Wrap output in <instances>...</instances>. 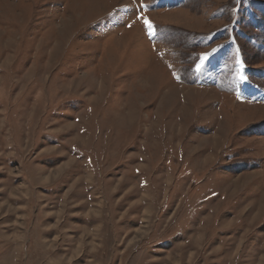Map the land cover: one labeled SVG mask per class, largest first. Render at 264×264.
<instances>
[{
	"label": "rangeland",
	"instance_id": "374dc122",
	"mask_svg": "<svg viewBox=\"0 0 264 264\" xmlns=\"http://www.w3.org/2000/svg\"><path fill=\"white\" fill-rule=\"evenodd\" d=\"M0 264H264V0H0Z\"/></svg>",
	"mask_w": 264,
	"mask_h": 264
},
{
	"label": "snow or ice",
	"instance_id": "6c2138e0",
	"mask_svg": "<svg viewBox=\"0 0 264 264\" xmlns=\"http://www.w3.org/2000/svg\"><path fill=\"white\" fill-rule=\"evenodd\" d=\"M142 7H143V5H142ZM143 23H144L145 27L147 28V30L149 32V35H153L154 34V30H153V26L151 25V23L147 19H144ZM129 27H131V25H129ZM206 58H207L206 55L202 56L201 60H204Z\"/></svg>",
	"mask_w": 264,
	"mask_h": 264
}]
</instances>
